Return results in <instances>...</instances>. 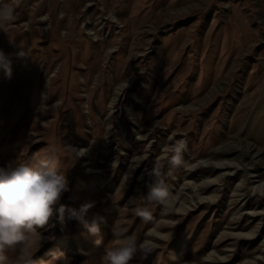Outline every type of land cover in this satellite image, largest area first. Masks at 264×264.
<instances>
[{
	"label": "rangeland",
	"instance_id": "obj_1",
	"mask_svg": "<svg viewBox=\"0 0 264 264\" xmlns=\"http://www.w3.org/2000/svg\"><path fill=\"white\" fill-rule=\"evenodd\" d=\"M8 3L0 168L55 149L70 189L60 203L95 201L85 219L107 221L94 235L54 217L38 229L47 242L37 264L55 250L69 264H98L113 224L156 244L130 264H264V188L253 187L264 182V0ZM179 139L187 166L166 177L170 204L142 203L145 169ZM69 145L89 152L76 160ZM133 156L146 159L126 174Z\"/></svg>",
	"mask_w": 264,
	"mask_h": 264
},
{
	"label": "clouds",
	"instance_id": "obj_2",
	"mask_svg": "<svg viewBox=\"0 0 264 264\" xmlns=\"http://www.w3.org/2000/svg\"><path fill=\"white\" fill-rule=\"evenodd\" d=\"M14 20L15 6L11 3L0 5V27ZM0 69H3L6 78L11 79V59L3 50H0ZM69 149L76 160L89 152L88 148L71 145ZM186 150L187 142L184 139L176 140L166 146L162 157L150 170L145 169L151 182L146 184L148 191L141 198L142 203L170 204L172 195L166 177L171 176L174 169L187 166L183 157ZM145 159L144 156H133L126 174H133ZM161 160H166L169 165L167 173L163 171ZM69 190L68 176L61 170L55 149L47 158H38L33 164L10 163L0 168V264H37L35 255L47 242L38 229L44 228L54 217L61 225L77 220L89 233H100L101 224L107 223L104 216L96 214L90 221L85 219L95 206V201H86L79 207L60 203ZM132 212L145 222L152 220L147 206H137ZM111 230L113 239L106 246L98 264H130L134 258L146 259L156 248L151 240L138 243L137 238L127 235V228L119 224H113ZM95 243L99 244L100 241ZM50 256V260H41L39 264H69V258L59 250L52 251Z\"/></svg>",
	"mask_w": 264,
	"mask_h": 264
},
{
	"label": "bare ground",
	"instance_id": "obj_3",
	"mask_svg": "<svg viewBox=\"0 0 264 264\" xmlns=\"http://www.w3.org/2000/svg\"><path fill=\"white\" fill-rule=\"evenodd\" d=\"M9 31V30H8ZM10 31H12V30H10ZM48 87V86H47ZM46 86L44 87V89H46L47 88ZM46 92V90H44V93ZM61 105H63V101L61 102ZM254 188H264V182H262V183H260L259 185H257V186H253Z\"/></svg>",
	"mask_w": 264,
	"mask_h": 264
}]
</instances>
